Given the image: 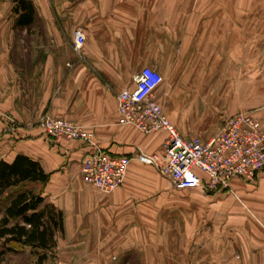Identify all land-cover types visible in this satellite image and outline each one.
I'll return each instance as SVG.
<instances>
[{"label": "crops", "instance_id": "crops-1", "mask_svg": "<svg viewBox=\"0 0 264 264\" xmlns=\"http://www.w3.org/2000/svg\"><path fill=\"white\" fill-rule=\"evenodd\" d=\"M32 2H40L41 10L35 8L29 27L17 26L16 17L3 26L0 10V160L24 155L48 175L23 186L42 197L38 210L60 221L55 246L40 264H204L210 240L195 219L187 216L182 229L178 219L163 223L158 216L174 203L163 200L172 186L153 165L131 158L122 184L101 193L81 177L86 144L54 140L35 122L42 114L78 122L110 155L158 152L164 131L144 134L117 123V93L133 88L138 71L150 66L162 75L154 98L185 138L207 140L235 111L252 112L264 126V0ZM14 30L29 31L28 39L19 42ZM75 30L84 34L77 51ZM181 119L191 125L182 126ZM253 182L252 190L240 179L233 183L235 244L243 260L264 257V237L258 236L264 173ZM8 202V196L0 200V219ZM0 251V264H37L42 253L5 238ZM217 256H226L224 248Z\"/></svg>", "mask_w": 264, "mask_h": 264}, {"label": "built area", "instance_id": "built-area-1", "mask_svg": "<svg viewBox=\"0 0 264 264\" xmlns=\"http://www.w3.org/2000/svg\"><path fill=\"white\" fill-rule=\"evenodd\" d=\"M84 41L80 30L73 33L77 51ZM162 75L153 67H142L134 78V87L116 95L117 123L131 125L144 134L164 131L162 148L151 154L137 151L133 156L110 155L95 140L94 133L71 119L50 114L40 115L35 124L54 140H81L87 150L80 165L81 177L101 193L119 187L131 158L153 165L175 190H227L240 179L252 183L264 173V126L250 111L226 117L207 139L185 138L164 113L153 92ZM262 227L261 223H259Z\"/></svg>", "mask_w": 264, "mask_h": 264}, {"label": "rangeland", "instance_id": "rangeland-1", "mask_svg": "<svg viewBox=\"0 0 264 264\" xmlns=\"http://www.w3.org/2000/svg\"><path fill=\"white\" fill-rule=\"evenodd\" d=\"M14 7V0H0V10L3 12V26L10 27L11 24H13L14 17L17 15L14 11ZM34 7L41 10L40 2L34 3ZM34 25V28H36L38 34H40L41 19L39 17L36 18ZM36 30H34V32ZM29 33V31L23 32L14 30L13 37L18 38L19 42H25L28 39L27 36ZM229 94H233V90H231ZM232 101L233 99L231 98L229 102L231 103ZM236 112L237 111H235V113ZM227 115L228 114L225 116ZM219 116L220 115H210L209 120L215 122L217 119L220 121ZM179 121H181L182 126L185 125L189 127V125H191L187 120L181 119ZM179 126L182 127L180 124ZM175 127L180 133L182 129L180 130L176 125ZM194 135L198 136L199 134ZM233 183L230 189L227 190L218 189L211 191L198 187L192 190L179 191L170 188L169 194L163 200L174 203V205L158 211L157 214L162 219L163 223L165 219L167 220L168 218L172 221L175 218L178 219V227L182 229L185 228L184 224L186 223L185 219L187 216L195 219L194 221L198 228L203 229L210 240V256L204 260V264H243L245 262H247L245 264H264V257L259 256V254L252 255V257H247L244 260L238 255L239 251H237V245L235 244L237 237H239V234H237V231H239L237 225V185ZM244 185L252 190L256 184L252 182L244 183ZM258 232L260 239L264 237V227L261 225L258 226ZM218 241L219 246L217 245ZM259 244L260 250H264V241L261 240ZM218 248H224L226 253L224 258L217 256ZM185 260V258L177 259L178 263H183ZM22 262L29 263V258H23Z\"/></svg>", "mask_w": 264, "mask_h": 264}, {"label": "trees", "instance_id": "trees-1", "mask_svg": "<svg viewBox=\"0 0 264 264\" xmlns=\"http://www.w3.org/2000/svg\"><path fill=\"white\" fill-rule=\"evenodd\" d=\"M17 14L15 24L29 27L34 20L35 7L31 0H14ZM48 175L39 164L24 156L16 155L11 162L0 160V200L7 197L9 202L0 219V238L40 249L36 263L46 258V252L55 246L54 228L60 224L43 210H38L42 197L31 189H24L28 182H44ZM10 219H17L9 224ZM3 251H0V255Z\"/></svg>", "mask_w": 264, "mask_h": 264}]
</instances>
